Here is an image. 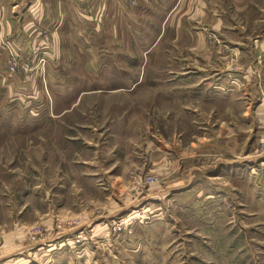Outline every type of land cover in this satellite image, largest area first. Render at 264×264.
Here are the masks:
<instances>
[{
	"label": "rangeland",
	"instance_id": "rangeland-1",
	"mask_svg": "<svg viewBox=\"0 0 264 264\" xmlns=\"http://www.w3.org/2000/svg\"><path fill=\"white\" fill-rule=\"evenodd\" d=\"M34 1L0 0V264H264V0H180L108 59L94 0L79 35Z\"/></svg>",
	"mask_w": 264,
	"mask_h": 264
},
{
	"label": "crops",
	"instance_id": "crops-1",
	"mask_svg": "<svg viewBox=\"0 0 264 264\" xmlns=\"http://www.w3.org/2000/svg\"><path fill=\"white\" fill-rule=\"evenodd\" d=\"M87 1L89 0H53L54 7L53 10L55 11L53 13V20L52 25H54L55 30L54 34H57V30L62 26L63 23H68L70 31L72 32V29H74L73 32H75L77 35L80 33H84L85 30L83 31L77 23L78 20L76 18H79L80 14V9L78 8L79 6H86ZM104 1V2H102ZM134 3H132V0H94V7L91 9V14L88 16L90 20V33L93 34L92 41L95 42V45H93L94 49L87 47L85 53L83 54L84 58H97V57H107L108 58H123L125 57L124 55L126 54L125 50L128 49V45H124L125 41H129L130 43V50L133 51V42L136 45V47H141L142 49L136 50L139 54H143L147 52V44L146 46H141V44L146 41L144 39L147 35L145 33H142L140 29H129L128 33L125 34V29L130 27L129 25L132 24L135 27H140L141 25L143 26H149L153 24L154 19L157 18H162L160 20V24L164 23L163 19L169 20V19H174L175 17L182 18L183 15L186 13L185 10H181L180 14L178 15V11H176V6H178V1L176 0L175 4H173L169 9L165 10L164 12L161 11L158 8V3L162 2L167 4L171 0H133ZM204 0H197V3H199L203 6ZM36 2L34 5L37 6L39 5L40 10H45L46 8L44 7L43 3L39 2V0L34 1ZM42 4V5H41ZM31 8H33V6ZM246 5V4H245ZM244 5V7H245ZM89 8V5L87 6ZM201 7H197V13L195 16H199L198 18H202L204 16V10L200 9ZM244 10V9H243ZM65 11H69V14L65 15ZM264 12V9H262ZM109 13H114L113 17L110 19L111 15ZM216 18L220 19L221 16L216 15V12H214ZM41 15V14H40ZM109 15V16H108ZM178 15V16H177ZM66 16V17H65ZM218 16V17H217ZM42 21H46L49 19L45 12L41 15ZM102 17L104 21L102 23H107L113 21L114 25V30L110 32L109 35L108 31L106 30V34L102 32V27L106 26L103 25L101 22ZM262 20H264V13H262ZM113 19V20H112ZM37 20L40 22V17L38 14ZM99 21V22H98ZM121 27H120V26ZM140 25V26H139ZM14 25H11V23L7 25V27L13 29ZM58 28V29H57ZM72 28V29H71ZM57 29V30H56ZM9 30V29H8ZM103 33V34H102ZM132 33V34H130ZM142 33V34H141ZM100 35V37H99ZM126 36V38L124 37ZM128 35V36H127ZM135 35V36H134ZM104 36V37H103ZM96 37V38H94ZM125 38V39H124ZM147 38V37H146ZM151 40L153 43L156 42V40L153 39H148ZM147 40V41H148ZM113 42L114 44L110 45L109 47L105 48V42ZM264 41V40H263ZM262 41V42H263ZM98 46H101L100 48ZM154 48V44L149 45L148 51L150 49ZM124 49V51H123Z\"/></svg>",
	"mask_w": 264,
	"mask_h": 264
},
{
	"label": "built area",
	"instance_id": "built-area-1",
	"mask_svg": "<svg viewBox=\"0 0 264 264\" xmlns=\"http://www.w3.org/2000/svg\"><path fill=\"white\" fill-rule=\"evenodd\" d=\"M37 47V49H39V46H36ZM15 66H16V63H11L10 64V67L13 69V70H15Z\"/></svg>",
	"mask_w": 264,
	"mask_h": 264
}]
</instances>
